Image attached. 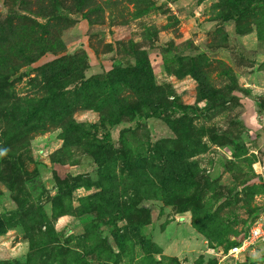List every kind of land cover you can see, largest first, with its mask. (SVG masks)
Instances as JSON below:
<instances>
[{"label": "rangeland", "instance_id": "1", "mask_svg": "<svg viewBox=\"0 0 264 264\" xmlns=\"http://www.w3.org/2000/svg\"><path fill=\"white\" fill-rule=\"evenodd\" d=\"M0 264H264V0H0Z\"/></svg>", "mask_w": 264, "mask_h": 264}, {"label": "built area", "instance_id": "2", "mask_svg": "<svg viewBox=\"0 0 264 264\" xmlns=\"http://www.w3.org/2000/svg\"><path fill=\"white\" fill-rule=\"evenodd\" d=\"M261 240H264V225L256 222L249 230L246 237H244L240 245L234 247L232 252L238 253L245 250L246 248H251Z\"/></svg>", "mask_w": 264, "mask_h": 264}, {"label": "clouds", "instance_id": "3", "mask_svg": "<svg viewBox=\"0 0 264 264\" xmlns=\"http://www.w3.org/2000/svg\"><path fill=\"white\" fill-rule=\"evenodd\" d=\"M6 151H7V150H0V156L5 155V154H6Z\"/></svg>", "mask_w": 264, "mask_h": 264}]
</instances>
